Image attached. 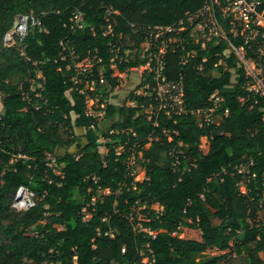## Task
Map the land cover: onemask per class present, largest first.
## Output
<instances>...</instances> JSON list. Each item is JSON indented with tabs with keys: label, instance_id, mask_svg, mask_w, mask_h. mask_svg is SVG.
Masks as SVG:
<instances>
[{
	"label": "trees",
	"instance_id": "16d2710c",
	"mask_svg": "<svg viewBox=\"0 0 264 264\" xmlns=\"http://www.w3.org/2000/svg\"><path fill=\"white\" fill-rule=\"evenodd\" d=\"M205 1L0 0V264H143L146 256L150 264H264V97L247 98L241 67L234 84L222 66L211 75L217 57L198 68L225 43L210 51L188 40L163 57L164 74L182 78L187 109L208 107L215 89L224 92L216 121L206 127L190 112L164 110L154 116L156 126L142 107L149 101L134 91L135 106L105 101L122 73L145 63V28L173 25ZM30 11L39 23L6 45L15 16ZM76 11L84 14L83 28L72 22ZM115 47L123 57L117 70L110 67ZM90 53L102 61L93 76H77L76 63ZM91 80L95 90L86 88ZM98 92L91 112L87 99ZM204 135L209 145L202 148ZM135 143L138 173L127 162ZM21 185L36 194L26 211L12 207ZM231 241L235 256L224 252ZM211 249L218 253L206 255Z\"/></svg>",
	"mask_w": 264,
	"mask_h": 264
},
{
	"label": "built area",
	"instance_id": "2783aa9c",
	"mask_svg": "<svg viewBox=\"0 0 264 264\" xmlns=\"http://www.w3.org/2000/svg\"><path fill=\"white\" fill-rule=\"evenodd\" d=\"M261 4L260 0H206L204 5L196 12H188L185 18L173 25H155L145 28L144 40L140 45L139 53V57L145 59V63L138 67H132L130 70L138 71L142 77L141 82L145 80V83L140 87L138 86V90H134V93L143 95L149 101V106L145 107L143 104L142 107L144 111L150 112L148 116L149 119L155 120L154 125H158L154 116L164 110L168 116L190 112L196 116V120L201 127H206L216 121V112L225 101L224 92L221 89H215L210 96L211 105L205 108L189 110L184 103L182 78L169 79L164 74L166 62L163 57L175 44L181 45L188 40L197 44L200 49L207 50L210 48V51L214 49V46L224 42L223 51H214L212 54L202 58V62L198 65L199 70L204 71V62H207L211 57H217L218 60L214 62L211 69L212 76H219L222 73L219 67L222 66L223 71L231 73L230 82L234 84L240 78L238 68L241 67L243 68L241 75L243 78L242 86L245 89L247 98L264 97V8L261 7ZM72 22L78 28H83L87 25L84 14L79 11L74 12ZM38 23L39 19L33 11L17 14L11 28L3 36L4 43L6 45L18 44L27 36L29 28ZM108 32H111L109 26ZM184 32L187 34V38L183 35ZM133 51H126V57L133 58ZM113 52L114 56L111 59L110 67L117 70L116 60L120 59L121 61L123 57L117 47L113 48ZM135 52H137V49H135ZM191 54L194 57L196 50H193ZM233 55L236 58V64L230 66L229 59ZM101 61L97 54L90 53L83 61L76 63V75L93 76L95 67ZM183 62L185 63L187 60L185 59ZM98 70L100 83L105 84L106 79L101 66H98ZM148 77H151L152 81L148 80ZM86 88L95 90V81L87 82ZM101 96L102 94L98 92L95 93V97H88L89 111L93 112L99 107L98 101ZM239 99L241 100L243 97ZM105 101L108 102V98ZM101 106L103 107L104 104H101ZM228 113L229 109L226 108L225 114L227 115ZM204 136H206L208 146L209 137L207 135ZM136 144H134V151L127 160L129 165H134V169L141 158L137 157ZM200 146L202 148L207 147L202 146L201 143ZM98 147L101 149L103 146L100 145ZM123 149L124 146L118 147L116 154L119 155ZM105 151L106 149L102 153ZM49 160L47 164L53 166L56 161L54 156H51ZM134 173L138 172L134 170ZM99 192L108 194L110 190L105 189ZM95 199L96 197H94ZM35 205L36 194L25 185L19 186L12 194V207L17 211H26ZM156 208L162 210L159 205ZM139 229L153 236L156 234V231L143 228L141 225ZM149 251L151 252L152 250L149 249ZM233 255L235 256V254ZM142 261L143 264H150L148 256L144 257Z\"/></svg>",
	"mask_w": 264,
	"mask_h": 264
},
{
	"label": "rangeland",
	"instance_id": "374dc122",
	"mask_svg": "<svg viewBox=\"0 0 264 264\" xmlns=\"http://www.w3.org/2000/svg\"><path fill=\"white\" fill-rule=\"evenodd\" d=\"M135 50L132 53V56L134 55ZM214 75H218V74H214ZM142 80V77L139 75L138 71H128V72H124L121 74V81L120 84L118 85V89L114 90L112 93L109 94L108 96V102L109 103H113L116 105H122V104H126L127 106H135L136 102H132L130 100V93L134 90H138V86L140 84ZM2 99L3 97L0 96V107L2 106ZM95 106H97L96 104H94ZM1 110V109H0ZM100 114L102 116H104V112L102 110H100ZM201 144L202 146H207L208 141L206 139V136H203L201 138ZM101 152H103L105 149L102 147ZM135 172H139L140 171V164L137 162L135 165ZM245 188L242 187V190H244ZM156 207H158V205H155ZM260 216L264 215V211L263 212H259ZM234 241H231V245L233 247H231L230 249L226 250V252H232V254H235L234 251ZM218 253V251H216L215 249H211V250H207L205 252L206 255H212ZM243 253L245 255H247L249 253V249L248 247L246 249H244ZM260 256H262L264 258V254H260Z\"/></svg>",
	"mask_w": 264,
	"mask_h": 264
},
{
	"label": "crops",
	"instance_id": "0c3cea01",
	"mask_svg": "<svg viewBox=\"0 0 264 264\" xmlns=\"http://www.w3.org/2000/svg\"><path fill=\"white\" fill-rule=\"evenodd\" d=\"M116 89H118V86H117L114 90H116ZM114 90H113V91H114ZM113 91H112V92H113ZM112 92H111V93H112ZM2 107H3V106L0 107V109H1L0 111H2ZM76 132H77L78 134H83V133L85 132V129H84L83 127H76ZM260 254H261V253H260ZM262 254H263V253H262ZM261 257H262V256H261ZM262 258H263V257H262ZM263 259H264V258H263Z\"/></svg>",
	"mask_w": 264,
	"mask_h": 264
}]
</instances>
